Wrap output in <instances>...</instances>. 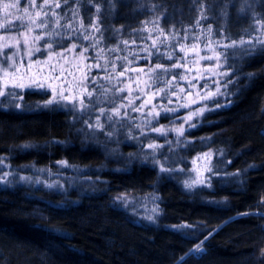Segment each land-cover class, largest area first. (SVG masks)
Listing matches in <instances>:
<instances>
[{"label": "rangeland", "instance_id": "obj_1", "mask_svg": "<svg viewBox=\"0 0 264 264\" xmlns=\"http://www.w3.org/2000/svg\"><path fill=\"white\" fill-rule=\"evenodd\" d=\"M16 2L0 0V88L5 92L0 96V108L65 111L79 142L98 149L103 162L99 166H81L60 160L52 165L16 167L10 156L0 155L1 188L27 186L62 194L73 201L83 194L101 192L107 182L105 171L129 170L134 165L151 167L157 172L158 181L174 180L191 196L231 178L225 154L212 146L205 129L212 124L213 112L231 104V87L237 80L240 63L264 49L257 45L248 55L244 54L247 44L222 46L232 40L247 41L261 35L260 31H254L259 27L257 21L264 24V15L252 12L256 4H250L249 0L238 11L236 16L247 20V24L242 22L245 27L238 26L237 31L231 29L226 8L217 12L203 10L207 19L201 18L199 12L194 25L178 30L163 28L161 15L154 11L137 34H131L130 38L120 34L114 45H106L100 31L89 28V23L83 20L77 0L67 3L59 0L60 8L46 7L44 11L49 15L41 13L40 17H34L35 9L28 7L25 0H19L18 9L4 10V3ZM36 3L39 6L41 0ZM25 7L27 13L21 11ZM72 9L77 10V16ZM41 21L46 27H39ZM7 24L12 25L11 30ZM68 24L72 28L66 27ZM21 33L27 35L26 41ZM37 36L41 38L37 40ZM218 40H222L221 45L216 43ZM47 43L53 47L47 48ZM73 43L77 46L69 51ZM84 48L88 51L84 52ZM114 48L117 50L111 51ZM169 54L172 59H168ZM5 55L12 59L5 60ZM175 63L181 67H172ZM157 64L162 68H156ZM225 72L229 74L222 75ZM14 84L22 87L13 88ZM38 84L44 88H38ZM100 85L108 89L103 95ZM93 89L96 91L89 99L88 93ZM8 92L16 93V97H9ZM34 94L40 99L34 100ZM53 98V103L47 104ZM218 104L221 106L217 107ZM137 107L140 111L135 110ZM101 108L105 109L103 114ZM114 108L119 109V116L113 115ZM165 108L170 111L165 112ZM97 119L106 131L112 132L111 136L88 127ZM157 127L166 134L153 130ZM149 144L156 147L150 148ZM72 194L74 198L70 197ZM115 201L135 222L160 225L163 209L156 185L146 194L121 193ZM170 228L193 229L188 224Z\"/></svg>", "mask_w": 264, "mask_h": 264}, {"label": "trees", "instance_id": "obj_2", "mask_svg": "<svg viewBox=\"0 0 264 264\" xmlns=\"http://www.w3.org/2000/svg\"><path fill=\"white\" fill-rule=\"evenodd\" d=\"M77 2L83 20L96 21L105 44L114 45L120 34H137L154 11L163 28L178 30L194 25L201 8H226L237 31L247 20L236 14L249 0ZM251 2L252 12L264 15V0ZM230 93L231 104L213 112L205 129L225 154L226 183L191 196L174 180L158 181L151 167L134 165L105 171L101 192L72 194L73 201L27 186L0 187V264H177L182 256L180 264H264V49L240 63ZM0 155L16 167L103 162L98 149L79 142L65 111L47 108H0ZM155 185L163 209L158 226L135 222L116 204L121 193L146 194ZM180 224L193 229L170 228ZM201 241L204 252L191 253Z\"/></svg>", "mask_w": 264, "mask_h": 264}, {"label": "snow or ice", "instance_id": "obj_3", "mask_svg": "<svg viewBox=\"0 0 264 264\" xmlns=\"http://www.w3.org/2000/svg\"><path fill=\"white\" fill-rule=\"evenodd\" d=\"M90 2H91V0H90ZM25 3L28 5V7H31V8H33V9H35L34 14H33L34 17H40V16H41V13H43L44 16H48V15H49V12L44 11V9H45L46 7H47V8H60V7H61V4H60L59 0H55L54 3H50L49 0H41V3L39 4V6H37L36 0H25ZM65 3H67V0H65ZM28 7H25V8H23V9H21V11H23L24 13H27V12H28ZM113 7H114V5H113ZM3 8H4V10H5L6 12H7L8 9H10V8H16V9H18V8H19V0H17L16 3H4V4H3ZM72 11H73V15H74V16H77V15H78V12H77L76 9H72ZM95 11H96L97 13H99V11H100V7H99V5H96ZM9 15H12V13H9ZM52 15H56V13L53 12ZM200 15H201V18H203V19H207V16L204 15L203 8H201V13H200ZM5 19H7V17H6ZM153 23H155V21H153ZM197 23H199V21H197ZM257 23H258L259 27L256 28V29H254V31H260V32H261V35H259V36H256V37H253V38H250V39H248L247 41H245V40L242 39V38H241L239 41L232 40L229 44H222V40H218L216 43H217L218 45H221V44H222V46H223V47H226V48H229V47H233V48H234V47H236L237 45L243 46V45L247 44V47L244 48V54H248V55H250V54H252L253 50L257 47V45L264 46V24H261L259 21H257ZM5 26L8 28V30H11V28H12V25H11V24H7V25H5ZM80 26H81L82 28L84 27L83 24H81ZM39 27H46V23L43 22V21H41ZM66 27H68V28H72V25H71V24H68V25H66ZM88 27L91 28V29H93V30H95V31H97V32L100 31V27H99V25H98L97 23H93L91 19L89 20V25H88ZM87 30H88V29H85V31H87ZM209 30H211V29H209ZM73 31H75V30H73ZM161 32H163V29H161ZM21 35H24V36H25V41H26V40H27V35H26L25 33H21ZM221 35H222V34H221ZM40 38H41V37H39V36L36 37L37 40L40 39ZM69 38H70V37H69ZM83 38H84V39H92L91 36H84ZM223 39H227V37H223ZM123 43L127 44L128 42H127V41H124ZM155 45H156V41L154 40V41H153V46H155ZM46 46H47V48H52V47H53V45H52L51 43H47ZM76 46H77V45H76L75 43H73L72 46H71V48L68 49V50L71 51L72 49L76 48ZM116 50H117L116 48L111 49V51H116ZM144 50H145V51H148L147 48H145ZM183 50H184L183 47H181V51H183ZM83 51H84V52H87L88 49H87V48H84ZM101 51H102V50H101ZM98 54H99V53H98ZM80 55L82 56V55H83V52L80 53ZM149 55H151L150 52H149ZM208 58L211 59V57H208ZM4 59H5V60H11L12 57H11V56H7V55H5ZM168 59H172L171 54L168 55ZM96 66H97L98 68L100 67V65H98V64H97ZM216 66L219 67V64H217ZM29 67H30V65H29ZM155 67H156V68H162V66L159 65V64H157ZM172 67H177V68H178V67H181V65L178 64V63H175V64L172 65ZM105 70H106V69H105ZM164 70L166 71L167 69H164ZM228 74H229V73H226V72H225V73H222V75H228ZM5 75H7V72H5ZM120 75H121V76L124 75V71H121ZM57 79H59V77H57ZM95 79H96V78H93V81H95ZM229 83H231V81H229ZM4 87L6 88L7 85H5ZM12 87H13V88H16V87H22V85H15V84H14V85H12ZM37 87H38V88H44V85H43V84H38ZM49 88H52V86L49 85ZM45 90L47 91L48 89H45ZM100 90H101V94H102V95L108 91V89H106L103 85H100ZM120 90L123 91V89H120ZM52 91H55V89L52 88ZM95 91H96V89H93L91 92L88 93V97H89V99H91V97H92V95H93V92H95ZM161 91H162V89H161ZM3 95H5L4 89H3V88H0V96H3ZM7 95H8L9 97H16V93H14V92H8ZM53 101H54V98H53V100H48V101H47V104H51V103H53ZM80 104L83 105V104H84V101L81 100V101H80ZM219 106H221V105L218 104L217 107H219ZM121 107H123V105H121ZM81 110H82V109H81ZM135 110H136V111H140V107H137ZM164 111L167 112V111H170V110L165 108ZM200 111L202 112L203 109H201ZM100 112H101V114H103V113L105 112V109H104V108H101V109H100ZM112 112H113V115H116V116H119V115H120V112H119V109H118V108H114V109H112ZM157 115H159V114L157 113ZM111 120H112V116H109V117H108V121L111 122ZM193 126H194V125H193ZM88 127H90V128H91V127H95V128H97L98 130H100V131H102V132H105V134L108 135V136H111V135H112V132H110V131H106V130H105V126L102 125V124L99 122V119H97V120L95 121L94 124H91V123H90V124L88 125ZM153 130H154V131H157V132H160L161 134H166V133L164 132V129H163V128H159V127H157V128H154ZM178 131H180V130H178ZM148 146H149L150 148H155V147H156V145H153V144H149ZM63 163H66V162H63ZM162 170H163V169H162ZM49 186L51 187V185H49ZM188 186L191 187L192 185L189 184ZM205 186H210V184H205ZM245 215H247V213H245ZM206 239H208V236H205V240H206ZM190 251H191V253H193V254H195V253H203V252H204L203 241L197 243L196 246H195L193 249H191ZM184 259H185V257H183V256L180 257V261H183ZM180 261H178L177 264H180Z\"/></svg>", "mask_w": 264, "mask_h": 264}]
</instances>
